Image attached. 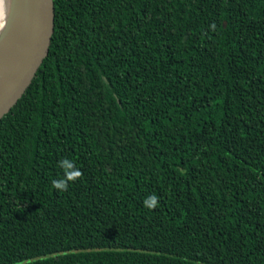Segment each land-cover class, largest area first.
<instances>
[{
  "label": "trees",
  "instance_id": "obj_1",
  "mask_svg": "<svg viewBox=\"0 0 264 264\" xmlns=\"http://www.w3.org/2000/svg\"><path fill=\"white\" fill-rule=\"evenodd\" d=\"M23 6L0 0V45ZM59 14L0 120V264H264V0Z\"/></svg>",
  "mask_w": 264,
  "mask_h": 264
},
{
  "label": "water",
  "instance_id": "obj_2",
  "mask_svg": "<svg viewBox=\"0 0 264 264\" xmlns=\"http://www.w3.org/2000/svg\"><path fill=\"white\" fill-rule=\"evenodd\" d=\"M63 0H24L22 15L0 45V120L35 81L56 40Z\"/></svg>",
  "mask_w": 264,
  "mask_h": 264
},
{
  "label": "clouds",
  "instance_id": "obj_3",
  "mask_svg": "<svg viewBox=\"0 0 264 264\" xmlns=\"http://www.w3.org/2000/svg\"><path fill=\"white\" fill-rule=\"evenodd\" d=\"M210 28L214 30L215 25H211ZM59 166L63 169L64 171V177L61 179H56L51 182L52 187L56 190L59 191H67L69 187V182H74L77 179L82 177V172L78 169H76L74 162L70 161L67 158H64L60 160ZM159 202L158 197L153 194L145 198L143 201L144 207L153 210L157 207ZM24 264V262H22Z\"/></svg>",
  "mask_w": 264,
  "mask_h": 264
}]
</instances>
